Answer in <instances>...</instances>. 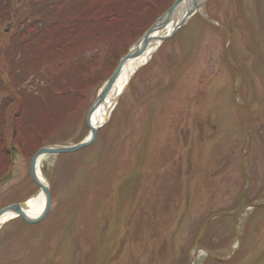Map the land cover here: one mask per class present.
Returning a JSON list of instances; mask_svg holds the SVG:
<instances>
[{"label":"rangeland","instance_id":"rangeland-1","mask_svg":"<svg viewBox=\"0 0 264 264\" xmlns=\"http://www.w3.org/2000/svg\"><path fill=\"white\" fill-rule=\"evenodd\" d=\"M41 1L19 0L11 19L18 25L25 15L26 22L49 16L47 9L39 12ZM172 2L150 4L151 12L133 6L121 11L132 14L130 23L147 29ZM6 29L7 23L1 24L0 35L16 40L17 31L7 36ZM126 34L120 29L109 37L123 42ZM130 41L123 49L128 50ZM92 52L79 47L69 54ZM55 71L40 69L47 78ZM34 78L31 85L38 82L46 93L48 84L37 74ZM13 91L0 88V98ZM62 92H47V107L36 112L31 105L36 95H26L28 118L38 113L42 127L44 115L60 116L55 127L44 128V143L71 144L89 131L86 114L93 97L84 100ZM112 113L87 147L41 160L50 209L34 224L20 217L2 224L0 264H170L171 258L177 264L180 251L171 256L172 249L181 248L184 226L198 217L208 199L235 210L263 190L249 202L252 207H242L241 216L210 214H216L214 224L227 220L235 235L236 246L228 244L222 256L236 251V264L253 263L255 255L247 249L264 235V0H207L135 72ZM232 136L238 137V149L228 145ZM28 157L14 154L0 181V207L40 191L28 175ZM187 194L190 218L180 223ZM191 254L190 264H195L197 253ZM196 261L216 264L205 255Z\"/></svg>","mask_w":264,"mask_h":264},{"label":"trees","instance_id":"trees-1","mask_svg":"<svg viewBox=\"0 0 264 264\" xmlns=\"http://www.w3.org/2000/svg\"><path fill=\"white\" fill-rule=\"evenodd\" d=\"M18 1L0 0V25L11 19L10 11H13ZM162 1L43 0L39 2L43 4L39 5L38 10L45 14L44 9H47L49 16L45 14L44 17H35L31 22H26L25 15L24 20L16 24V40H6L0 35V42L4 44L0 47V55L4 57L0 59V88L14 87L16 90L10 97L0 98V170L10 163L7 147L9 138L12 145L30 156L46 141L44 128L55 127L56 122H59L60 116L46 114L43 116L46 125L42 127L39 125L41 119L38 113L28 118L26 95H36L37 99L31 104L35 108L33 112L47 107L43 101L44 95L57 88L63 94H76L79 99L87 100L89 97L91 100L127 51L123 49L124 46L130 40L129 45L132 44L137 31L143 28V33L147 27L145 24L138 27L130 23L128 18L132 14L121 9L133 6L142 12L145 7L147 12H151L149 5ZM120 29L126 31L128 38L123 42L118 37L111 40L109 35L118 33ZM9 41L13 44L10 45ZM121 43L122 48L118 51L116 48ZM79 47H89L94 52L81 57L69 54ZM52 68L56 71L48 78L40 72V69L47 72ZM34 74H37L38 80L40 76V80L48 84L46 93L42 94V90H39L38 82L31 85Z\"/></svg>","mask_w":264,"mask_h":264},{"label":"water","instance_id":"water-1","mask_svg":"<svg viewBox=\"0 0 264 264\" xmlns=\"http://www.w3.org/2000/svg\"><path fill=\"white\" fill-rule=\"evenodd\" d=\"M204 1L205 0H175V2L167 9V11L145 32L143 37L129 49L128 53L124 57L121 58L118 66L116 67L112 75L104 82V84L99 89L93 103L91 104L87 112V122L90 127V130L88 135L84 139L73 145H46L39 148L35 152L30 162L29 174L34 180V182L42 190L44 196V205L42 211L36 216H29L21 207V203H13L1 208L0 216L7 212L13 213L20 215L26 222L29 223H36L46 216L50 207V192L47 183L44 180L39 179V176L37 175L36 163L38 158L42 157L47 153H64L76 151L90 144L95 138L98 128H100L107 119L106 116L101 119V121L95 120V112L98 107L101 106V104L104 102L106 96L109 94L116 80L120 76L123 68L131 59L135 58L140 53H142L151 41H162L169 35H172L180 26L187 22L190 16ZM171 19L178 20L176 21V24L172 29L171 34L156 37L152 35L157 28L167 24ZM117 99L118 96L115 98V100Z\"/></svg>","mask_w":264,"mask_h":264},{"label":"bare ground","instance_id":"bare-ground-1","mask_svg":"<svg viewBox=\"0 0 264 264\" xmlns=\"http://www.w3.org/2000/svg\"><path fill=\"white\" fill-rule=\"evenodd\" d=\"M176 22L173 21L171 23H168L166 26H160L155 32L154 35H160L163 33L170 32L172 28L175 26ZM155 49L154 44H150L145 51L140 53L138 56L133 58L127 65L123 68L119 78L117 79L115 85L111 89L109 95L104 100V102L101 104V106L98 107V109L95 112L94 119L97 121H101L104 117H106L109 114V111L113 107L115 103V98L118 96V94L124 89L127 82L133 75V72H135L139 67L146 64L147 61L150 58L151 52ZM25 205H22V207L26 210V212L29 215H36L38 214L42 207H43V196L41 192L39 191L37 194L32 195L31 197L27 198L25 200ZM12 214H5L1 216L0 222L4 223L7 221Z\"/></svg>","mask_w":264,"mask_h":264},{"label":"flooded vegetation","instance_id":"flooded-vegetation-1","mask_svg":"<svg viewBox=\"0 0 264 264\" xmlns=\"http://www.w3.org/2000/svg\"><path fill=\"white\" fill-rule=\"evenodd\" d=\"M255 264H264V251H263L262 258H260V259L258 260V262H256Z\"/></svg>","mask_w":264,"mask_h":264}]
</instances>
